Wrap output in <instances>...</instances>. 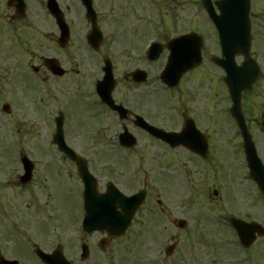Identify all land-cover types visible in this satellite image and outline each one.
I'll use <instances>...</instances> for the list:
<instances>
[{
    "label": "rangeland",
    "instance_id": "1",
    "mask_svg": "<svg viewBox=\"0 0 264 264\" xmlns=\"http://www.w3.org/2000/svg\"><path fill=\"white\" fill-rule=\"evenodd\" d=\"M154 1L147 0L146 5L153 6ZM157 16L158 32L165 31L167 35L176 34L172 30L173 28L176 31H183L190 27H198L200 30L208 29L212 32L211 27H207L206 12L200 0H158V11L154 10L153 13L150 11V18L146 24L143 22L141 26L140 48L154 34L155 29L151 24L154 23V18ZM47 45L54 46L50 42ZM2 47L0 42V66L4 67V69L0 68V247L5 248L6 255L10 258L17 255L15 252L19 246L24 248L23 255L27 254L24 243H20L12 236L10 226L15 222L22 229L26 228L27 235L34 239L42 240L41 236L44 232L46 243L43 247L45 250H51L54 244L59 241L56 238H59L60 231L63 232V226L70 232H73L74 227H77V219L81 216V207L78 197H52L48 194V188L43 179L40 178L47 172L61 180L63 186L68 181L67 175H60V166L56 162L53 164L52 160L55 155L51 153L53 146L51 140L55 133L54 118L59 113V106L66 110V107L70 105L69 101L73 100L72 96H68L67 100L65 92H57L59 82L46 81L42 73L36 74L33 71L30 66L32 56L28 50L29 47L24 49L21 41H13L10 44L9 52L11 54L3 53ZM53 50L57 49L53 48ZM58 53L61 54L59 51ZM78 60L81 61L82 69L78 75H81L80 83L90 81V77L95 74V71L88 66V58L83 57ZM31 62L37 64L35 60ZM116 62L118 64L116 77L120 81L123 73L130 70L131 66L128 64V58L124 56L117 57ZM210 71V84L206 86L204 92L197 91L195 97L208 98L212 103L216 102L215 100H218L220 95H216L214 71ZM101 75L99 69L96 77L101 78ZM94 80L95 78L92 81L94 82ZM194 81L195 78H190L187 86L192 88ZM48 87L54 90L49 99L46 96ZM161 87V84L158 83L157 87L153 85L144 89L147 114H153V119L156 117L154 115L155 102L170 98V92H166ZM70 88L71 93L68 95L73 92V87ZM89 91L90 93L92 91L89 86L79 88L77 94H80L87 103L82 102L81 104L79 101V106L78 99H76L77 104L70 108L69 113L75 117L74 121L79 120V116L81 117L79 121H89L85 129L91 130L95 126L93 121L96 120V113L93 110L96 111V109L89 103L95 98L93 95L92 99L90 98ZM199 92L203 95H198ZM80 96L78 95L79 98ZM5 103L11 106L9 114L2 110ZM109 123L106 119V124L109 125ZM226 126L229 138L231 137L230 131L234 130L235 125L233 126L228 121ZM253 129L257 135L260 152L264 156V133L261 128L255 125ZM66 134L69 141L80 145L83 148L82 151L92 155H95L96 150L101 147H106L101 150L105 153L97 160H93L92 166L93 172L104 181L110 180L109 175H115L114 178L119 184L124 187L129 185L128 190L142 188L146 181L148 191L151 195L154 193L155 169L150 165L142 166L146 160L142 161L140 168L123 160L122 154L114 148L120 146L118 139L110 133L95 131L92 134L90 132L88 135L74 138L72 129L70 128L69 133L68 128ZM140 144L149 146L145 137H142ZM16 148H21L20 151L27 154L35 164L33 181L24 188L14 182V177L21 173V164L18 160L19 151H16ZM161 171L168 174L171 169L164 168ZM126 174H128V178L125 177ZM185 194H187V188L183 178L177 179L176 176L171 178L168 175L162 181L158 179V195L160 196L158 199L162 201V205L166 209L165 213H162L158 206V243L153 217L154 196H152L141 212L139 221L131 227L125 237L117 239L108 251L102 252L99 249L100 235L97 233L87 239L91 247V254L86 261H82L78 257L80 249L77 246V241L74 247L64 248V251L74 264H122L123 261L125 264H152V261L156 264H264V237L259 238L251 247L252 249L247 252L241 247L235 233L225 222L220 221V216L225 218L227 214L239 211V208L244 207L243 214L247 213L252 219L264 224L262 197H257V199L256 197H221L219 202L209 203L211 197H193L192 200H189L190 197H185ZM175 219L187 220L188 227L185 230L176 228L171 222ZM78 235V231L74 232L73 238L76 239ZM171 238L177 239L179 244L176 253L168 258L165 255V249ZM107 258L111 260L107 261ZM35 263H37L35 260L30 261V264Z\"/></svg>",
    "mask_w": 264,
    "mask_h": 264
},
{
    "label": "flooded vegetation",
    "instance_id": "2",
    "mask_svg": "<svg viewBox=\"0 0 264 264\" xmlns=\"http://www.w3.org/2000/svg\"><path fill=\"white\" fill-rule=\"evenodd\" d=\"M22 2L26 5L23 18L19 17V12H17V8ZM49 3L50 0H0V39L2 41L9 40L10 42L16 39L32 42L33 47H29V49L32 50V60L37 63L35 65L37 73L42 72L45 80L59 82L58 90L65 92L66 95L71 89L70 87H73V92H77L82 85L84 87L91 86L90 81L80 83L81 75H78L82 72V69L81 61L78 59L88 58V66L96 71L99 60L110 58L115 71L118 67L116 58L122 56L128 58L131 69L124 73V81L118 82L114 90L116 103L128 109L127 117L121 119L117 111L108 108L96 98L102 115L104 117L108 116L110 122L107 125L106 121L102 120L99 126L101 129L96 130L119 137L124 129H128L137 138L146 137L149 146L139 145L124 150L129 162L141 163V161L146 160L143 165H150L151 168L155 169L154 193L151 195L148 191L145 204L137 211L127 232L139 221L141 212L147 206L150 197L154 196L153 217L158 243V205H160L162 212L166 211L165 208L163 209L160 199H158L160 197L158 195V179L162 181L168 175L171 178L175 176L177 179L183 178L187 188L185 197H211L209 203L219 202L221 197H262L257 183L251 178L249 180L242 179V174L247 171V164L241 133L231 117L232 102L225 81L226 71L224 68L210 62L213 55L217 52L222 53L221 45L216 36H214L215 39H211V35H203L201 41L195 43V47L201 49L202 63L182 77L180 84L172 90V98L155 102L154 115L156 117L153 119V114H147L144 89L156 84L157 77L152 76L151 81L143 84L133 82L130 77L133 71L139 69L146 70L150 68L155 72L158 68V64L157 67L146 64L141 56V26L143 22L147 21L145 16L146 0H93L98 13V25L103 32V42L99 49L88 47L86 38L91 25L84 16L81 0H55L61 11L60 14L68 26L65 24L63 30L59 28L56 18L48 10ZM250 4V57L253 71L257 69L259 72L254 84L248 90L242 92L241 107L258 148V139L253 127L255 125L260 128V123L264 121V0H250ZM154 26L155 34L158 37V22ZM68 32L69 38L65 43L66 38H63V33L66 35ZM60 37L62 38L61 44L58 43ZM168 40V38L164 39L165 47H163L162 56L151 63H158V61L160 62L161 59L167 57L166 44ZM47 41L53 43L54 46L47 45ZM53 48L57 50H53ZM40 49H47L48 51L45 52ZM44 57L57 58L65 74L62 77L52 75L45 67ZM236 60L238 66H242L245 62L243 55H238ZM163 64V61L160 62L159 68ZM210 70L214 71L216 95H220L218 100L212 103L209 102L208 98L195 97L197 91L204 92L206 86L210 84ZM190 78H195L192 88L187 86ZM201 92L198 95H203ZM72 107L74 106L71 102L65 111L69 112ZM138 115L143 116L150 123L166 131L182 133L185 130L186 144H178L172 147L167 142L149 135L137 126ZM73 119L69 122L68 128L69 133L70 128L72 129L74 138L90 132L89 129H85L87 127L85 124ZM228 121L233 126L235 125L234 130L230 131L231 137L229 138L226 126ZM69 135L71 136V134ZM68 143L78 154L86 157L90 169L93 166V160H97L105 153L96 150L95 155H92L89 152L82 151L83 148L80 145L73 144L69 140ZM54 148L53 164L56 162L60 166V175H67L68 181L63 186L61 180L46 172L44 174V184L48 188V194L52 197H81L83 184L78 176L76 163L64 152L59 151L56 147ZM261 155L264 160L263 153ZM164 168L171 169L170 173L172 172V174L162 173L161 170ZM94 174L99 181L98 188L103 191L102 178L95 172ZM114 176L112 175L115 184L117 186L121 185ZM125 177L128 178V174ZM122 187L127 195L137 192L134 188L128 190V185H125L126 188ZM243 209L244 207L239 208V211H233L227 214L225 218L230 221L236 215L248 221L253 220L247 213L243 214ZM14 228L18 229V226H14ZM63 228L64 230L63 232L60 231L59 238H56L59 239L56 245H60L64 250V248L75 246L76 239L73 238V234L77 231V227H74L73 232L67 231L64 226ZM96 233L100 235L99 242L106 237L104 232L98 231ZM41 237L42 240H37L28 235L25 243L27 254L23 255L24 248H21L16 250L17 255L14 258L28 262L33 260L34 253L31 250V245L39 244L44 249L43 246L46 243L44 232H42ZM115 241L114 238L107 239L106 251L112 247ZM104 251L103 249L102 252ZM29 257H31L30 260ZM109 260L111 259L107 258V261ZM122 264H125V262L123 261Z\"/></svg>",
    "mask_w": 264,
    "mask_h": 264
},
{
    "label": "water",
    "instance_id": "3",
    "mask_svg": "<svg viewBox=\"0 0 264 264\" xmlns=\"http://www.w3.org/2000/svg\"><path fill=\"white\" fill-rule=\"evenodd\" d=\"M85 5L88 8L89 17H93V22L96 21V14L92 8L91 0H83ZM202 3L209 13L211 19L215 22L217 28L219 29V32L222 34V32L226 33L225 36V44H226V50H225V61H220V59H215L217 63L223 64L226 66L228 70V85L230 89L231 96L233 100L236 103L237 111L239 112L240 109V92L241 87L245 88L250 84L252 81L251 79H247V74L244 71L238 70L235 64V55L236 52V46L239 43V32L238 29L240 27H245L246 29H249V1L248 0H220L216 1L215 4L217 5L219 10H222V14H218L215 10V7L213 5L212 0H202ZM53 10V9H52ZM55 12V11H54ZM95 25V23H94ZM248 27V28H247ZM96 34L90 36V38L95 39ZM187 38V37H185ZM184 38V39H185ZM187 42H190V40L186 39ZM185 40V41H186ZM245 40V39H244ZM245 42V41H244ZM182 47V48H181ZM180 49L187 50L188 53H173L170 56L169 64L166 68V70L162 74V80L166 84L173 86L176 84L179 80L176 78H180L182 74L187 72L188 70L195 67L200 62V54L196 55L191 46H179ZM178 48V49H179ZM156 50V48H154ZM151 59L157 58V54H152ZM107 75L105 76L104 80L101 81L98 84V92L102 98V100L112 107L119 109L117 106L113 105V99H112V91L115 87V80L113 78L112 72H111V66L108 65L106 67ZM50 69L54 73H60L62 74L58 66L55 64H51ZM178 76V77H177ZM242 76V77H241ZM136 81L143 82L145 80V74L138 73L135 77ZM241 87H240V86ZM8 109V107H5ZM237 121L241 127L243 136L245 138V144L246 146L250 143V135L248 133V130L246 128L245 122L241 116L237 113ZM147 130L153 134L156 137H160L170 143L176 142L175 140L178 138L182 142L181 138L182 136H176L172 133H165L162 130H158L154 127H151L149 125H143ZM264 127V123H263ZM54 142L60 146V148L65 147L64 139H63V131L61 123L58 127V132L54 137ZM121 142L124 145L132 146L135 144L134 138L128 137V135H123L121 138ZM251 150L248 154V160L252 167L253 175L257 179L258 183L260 184V187L262 189V193L264 195V169L256 160V152L254 150V147L252 144H250ZM79 167H80V174L85 180L87 184V190L85 193L86 198V209H87V222H86V230L87 232L91 233L95 231L96 229L104 230L106 229L108 231V234L114 235V236H122L125 234L127 227L129 226V223L131 222L134 213L137 209V207L140 205V203L143 200V197H137L134 196L132 198L124 197L116 190L109 189V193L107 195L101 196L96 194L92 187V183L90 182L89 178V171L87 169V165L83 163L80 159H76ZM28 164L27 167V173L24 177H22V183H26L30 181L32 177V170L33 167L30 164V162L26 161ZM120 205L122 209H124V214H121L117 211V205ZM186 221L181 220L179 221V226L181 228H184L186 226ZM234 227L236 228L240 239L245 247H249L257 238V234L259 236H264V228L257 224V223H251L248 224L244 221L238 220L233 222ZM172 250V247L169 251ZM89 255V248L87 246V252L85 254V258H87ZM41 258L48 264H70L68 261L64 259L62 254L60 252H57L53 255H46L40 252ZM19 264L18 262H2L0 264Z\"/></svg>",
    "mask_w": 264,
    "mask_h": 264
}]
</instances>
